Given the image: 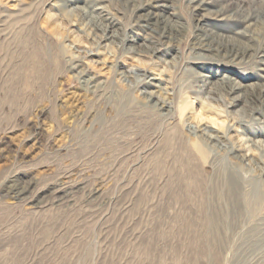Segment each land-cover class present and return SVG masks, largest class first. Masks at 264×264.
Segmentation results:
<instances>
[{"label":"rangeland","instance_id":"1","mask_svg":"<svg viewBox=\"0 0 264 264\" xmlns=\"http://www.w3.org/2000/svg\"><path fill=\"white\" fill-rule=\"evenodd\" d=\"M89 1L104 6L100 22L117 34L107 43L97 45L86 32L102 34L85 13ZM154 1L164 6L152 11L173 13L179 24L155 44L156 54L146 52L154 46L153 27L124 0L66 7L55 0H0V187L21 176L34 195L15 202L0 194V264H264L263 71L257 55L240 63L221 56L199 62L196 39L205 16L228 1L251 9L264 27V0ZM225 24L244 28L235 19ZM132 36L140 37L133 42ZM73 59L84 60L79 69L95 75L96 84L72 68ZM133 67L137 72L124 76ZM145 72L159 86L141 85ZM198 72L208 73L206 88ZM223 75L239 81L244 93L229 114L218 100L229 93ZM144 88L173 111L153 105L157 98L150 100ZM205 123L222 132L230 124L224 144L243 147L252 160L234 162L224 149L204 146L197 126ZM191 155L208 176L223 163L214 159L224 157L240 181H261L255 211L235 212V252L228 255L202 252L205 239L175 219L174 185L177 177L190 178ZM175 232L187 238L174 239ZM224 238L225 248L233 238Z\"/></svg>","mask_w":264,"mask_h":264},{"label":"bare ground","instance_id":"2","mask_svg":"<svg viewBox=\"0 0 264 264\" xmlns=\"http://www.w3.org/2000/svg\"><path fill=\"white\" fill-rule=\"evenodd\" d=\"M124 1L127 3V5L132 7L134 11H136L138 20H144L145 23H147L145 26H148L149 29L153 27L154 31L151 30V33H148L151 34V42H153L154 46L149 47V50L146 52L156 54L158 49L156 48L155 44L159 40L161 41L163 38L170 37L175 30L179 29V24L171 21L170 14L173 13L162 15L157 11H152L151 8H159L164 6L163 3L160 4L154 0ZM207 2L209 3L210 1ZM74 3H76V0H55L54 5L58 6L61 4L62 6L66 7L68 5H73ZM94 6L96 7L90 11V9ZM246 10L247 9L244 5L237 4L235 1H228L222 5L219 13L215 14L214 16H205L206 20L201 22L203 31L198 33L196 36L198 49L200 50L199 57L201 60L199 62L219 61L221 57L222 59H220V61H222L227 60L229 57L232 60H237V63H240L246 62L247 59L257 55L259 70L263 71L264 75V50L260 49L259 51H256L257 46L259 45V47H261L262 45V39L264 38V27L261 23H259L257 17L251 9H248L247 13ZM104 11V6L99 5L98 2L94 3V1H89V5L85 10V13H88L90 16V20L96 24L93 26V29H99L100 33H102L99 34L86 29L87 34L93 37V39L97 42V45H101L109 39H112L113 36L117 35L116 33L110 32L107 27L104 26V23L100 22L103 20V17H105ZM212 18L216 19V22L211 21ZM232 19H235L236 21H242L244 23V28L233 30L231 27H228L225 22ZM142 26H144V24ZM155 33H157V35H155ZM136 37L139 38L140 36ZM136 37L132 36L131 40L136 42ZM156 37L159 38L156 39ZM127 38L129 39V36L125 37V39ZM255 41H258V43ZM259 41L261 42L259 43ZM129 49L136 52L138 51V46H134V44H132L129 46ZM75 59H73L74 63L72 62V68L76 69L77 71L79 70L77 72L78 74L88 81L96 84L97 77L95 75H90L88 70L85 68L79 69L81 66L80 62L84 60ZM202 64L200 65L204 66ZM212 70L213 69H210V71ZM136 72L137 68L134 69L133 67L128 69L126 73H123L124 76L130 77V74H135ZM207 75L208 73L200 72L195 75L197 81H203L204 88H206V85L209 84L208 80H206ZM150 77L151 76L145 72L143 79L141 78L143 80L141 85H146L147 87L159 86L158 82L154 81L157 79V77ZM221 83H224L225 87L222 85L220 86L226 88L229 93L225 95L221 92L218 100H221L224 103L226 107L225 110L227 111V114H229L230 110H228V108L237 106L240 99L244 96L242 84L230 75H223ZM95 87L97 88V85H95ZM260 88L262 92H264V82H262ZM144 89V91L150 95L148 96L150 100L151 97L152 100L157 98L155 102H153V105L159 104L160 106L162 104L161 107H165L168 110L173 111L174 107L172 105H165L163 102L161 103L159 101L158 96L156 97V94H154V90L147 91L146 88ZM203 90L204 89H201V91ZM227 95L230 96L226 98L225 96ZM206 98L210 99L213 98V96L210 92H207ZM256 108L257 107H255V109ZM221 127L222 126H218L217 128L206 123L205 125L197 126L198 140L208 148L224 149V152L227 154V156L230 157V155H232L233 159L231 157L230 158L234 162L235 160L244 163L251 161L252 155L250 153L244 152L243 147H237L238 145L236 147L235 145H229L228 147L226 144L229 142L224 144V142L227 141L226 138L229 136V134L227 136V132L232 129V126L230 124H224L225 132L219 130ZM195 130L196 129H194V131ZM224 145L225 147H223ZM259 148L264 149V143L260 144ZM214 155L218 156L217 154ZM193 157L194 155H191L189 160L191 165H189V163L186 165L190 178H183L182 176L177 177L176 184L174 185L172 204L176 214L175 219L181 225L191 229L192 235L195 232H198V235H196L194 238L198 237L205 239V245L200 249L202 252L228 255L235 252V212L240 211L243 208L246 210L249 209L251 212L255 211L256 207L261 203L263 197L261 181L259 179L255 180V178H245L241 179L240 181V175L237 177L235 164L224 163V159H226L224 157H218V160L217 158L214 159L217 161V163H221V161H223V163L218 168L214 166L210 176H208L207 170L204 168V166L199 165L198 162L193 159ZM228 160L231 161L230 159ZM223 165H225V167H222ZM31 186L32 185L30 184V181L27 182V180L25 181L23 177L15 176L0 187V194L3 197L8 196L14 199L15 202L18 200L27 199L31 201L34 198V195H31L33 193ZM181 235H183L185 239L187 238L184 233L180 232H175L173 237L174 239H180L179 237ZM224 236L226 240L228 237L229 239L230 237L231 239L233 238L231 241L228 240L229 243L226 244L225 248L222 246V244H220L222 242L221 238Z\"/></svg>","mask_w":264,"mask_h":264}]
</instances>
